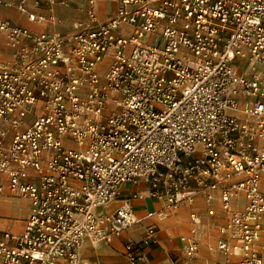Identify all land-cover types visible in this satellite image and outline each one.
Segmentation results:
<instances>
[{
    "label": "built area",
    "instance_id": "2783aa9c",
    "mask_svg": "<svg viewBox=\"0 0 264 264\" xmlns=\"http://www.w3.org/2000/svg\"><path fill=\"white\" fill-rule=\"evenodd\" d=\"M68 33H35L0 16L10 57L0 62V198L24 200L20 232L0 233V264H82L83 247L111 243L140 222L131 200L165 207L219 204L217 250L264 264V0H102ZM0 0L36 23L61 24ZM146 184L112 215L100 209L125 186ZM182 251L199 256L203 225L191 214ZM158 229L125 245L130 264H152ZM219 264H230L228 262Z\"/></svg>",
    "mask_w": 264,
    "mask_h": 264
},
{
    "label": "crops",
    "instance_id": "0c3cea01",
    "mask_svg": "<svg viewBox=\"0 0 264 264\" xmlns=\"http://www.w3.org/2000/svg\"><path fill=\"white\" fill-rule=\"evenodd\" d=\"M65 1L68 5H57L50 9L46 5L40 7H29L30 12L36 14H48L52 12L60 20L61 24H47L36 23L28 20L27 16L21 14L16 9H5L0 7V16L10 19L14 24L24 27L35 33H68L71 31V23L77 20H83L86 18L85 14V0H59ZM117 9V5L112 2L99 1L96 5V13L100 21L104 22L114 16ZM0 49L3 50L0 56V61H6L10 57V49L8 48L6 41L2 34H0ZM146 184H140L139 186H125L122 195L119 200L112 203L115 205V209H112L110 204L106 208L100 209V213L105 215H112L122 201L129 198L132 193L141 190H146ZM4 197H1L2 199ZM26 204L25 215L21 219H16L14 224H10V220H0V231L2 228L20 232L23 229L24 220L28 216V204ZM131 206L133 208L134 215L140 220L139 223L126 229L120 237L115 238L111 243H99L95 246L90 242H87L83 247L82 263L84 259L85 251L91 255L101 256L103 260L112 258L110 256H104L108 251L117 253L122 252L125 256V245L129 241H140L145 233L146 228L149 226H155L158 229V243L152 245L148 249V253L151 257L152 264H219L228 262L230 264H237L238 257H226L224 254L217 250L218 241L222 237L220 234V228L225 224L224 216L219 204H215L216 216H209L207 214V207L202 197L197 198L193 205H187L179 210L168 211V217L161 219L158 216L149 217V214L160 211L165 207L164 201H157L151 199L148 195L143 198L132 199ZM181 211V212H179ZM199 213L200 221L204 228L202 234V240L200 244L199 256L194 259H188L182 251V236H188L191 234L193 224L191 222V214ZM10 228V229H9ZM1 233V232H0ZM126 257V256H125ZM122 259L121 257H116ZM94 264H98L95 262Z\"/></svg>",
    "mask_w": 264,
    "mask_h": 264
},
{
    "label": "rangeland",
    "instance_id": "374dc122",
    "mask_svg": "<svg viewBox=\"0 0 264 264\" xmlns=\"http://www.w3.org/2000/svg\"><path fill=\"white\" fill-rule=\"evenodd\" d=\"M1 8H4V7H1ZM13 8L16 9L15 7ZM13 8H5V9H13ZM23 15L27 16L26 14H23ZM2 53H3V50L0 49V56L2 55ZM0 62H3V61H0ZM111 207L112 209L116 208L114 204H112ZM25 209H26V204L23 201H21V199L12 198V197H4L0 199V211H1L0 220L7 219V220H10V224H14L16 219L17 220L21 219L25 215ZM199 216H201V214H199ZM3 231H10V230H7V229L4 230V228H2L0 232H3ZM104 256H110L112 258H107L103 260L101 256L91 255L85 251L82 264H94L95 262H97L98 264H130V262L127 260V258L124 256L122 252L114 253V252L108 251ZM116 257H121L122 259H117Z\"/></svg>",
    "mask_w": 264,
    "mask_h": 264
},
{
    "label": "bare ground",
    "instance_id": "6f19581e",
    "mask_svg": "<svg viewBox=\"0 0 264 264\" xmlns=\"http://www.w3.org/2000/svg\"><path fill=\"white\" fill-rule=\"evenodd\" d=\"M3 206V205H2ZM109 206V205H108ZM1 212V211H0ZM95 246H97V245H95Z\"/></svg>",
    "mask_w": 264,
    "mask_h": 264
}]
</instances>
